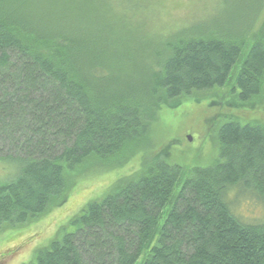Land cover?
Listing matches in <instances>:
<instances>
[{"label": "trees", "instance_id": "obj_1", "mask_svg": "<svg viewBox=\"0 0 264 264\" xmlns=\"http://www.w3.org/2000/svg\"><path fill=\"white\" fill-rule=\"evenodd\" d=\"M206 1L0 0V232L128 165L24 264H264V209L244 219L230 199L264 207V123L218 113L217 158L183 174L170 143L132 163L157 109L222 88L236 64L228 106L264 100V0L225 21ZM185 2L187 24L144 30Z\"/></svg>", "mask_w": 264, "mask_h": 264}, {"label": "rangeland", "instance_id": "obj_2", "mask_svg": "<svg viewBox=\"0 0 264 264\" xmlns=\"http://www.w3.org/2000/svg\"><path fill=\"white\" fill-rule=\"evenodd\" d=\"M249 2L250 0H221L218 12H220L219 14L224 21L226 18L230 20L235 18L236 15L238 16L240 10L238 8L249 6ZM191 13L190 4L187 2L182 6L168 5L166 10L159 12L162 19L158 21L153 19L152 22H148L144 30L156 31L158 28V30L165 32L170 28L185 25L189 22ZM207 15L204 14V17ZM122 39L130 43H140L144 38ZM146 40L145 44L148 47L154 45L153 38H146ZM239 67L240 64L234 66L230 73L231 77L222 88L199 94L198 99L196 96L187 98L176 107L162 106L157 109L155 119L152 120L151 126L145 135L147 138L140 143L135 142L133 144L135 156L132 158V163L135 165L138 162L142 151H148V155L151 154L152 156L159 148H163L170 143L168 147L169 155H162V158L166 159L169 156L167 161L182 167L183 174L195 166H208L217 158V147L214 141L216 127L213 130V121L216 120L221 123L224 120L223 116H216L218 113L227 114V111L242 121L264 123V100L257 104L258 107L255 105V109H235L228 106L231 100L228 95L229 88L234 84L233 79L239 71ZM130 162L129 160L128 164ZM127 167L124 166V169H120V171L112 170L96 175H86L87 178L81 180L82 185L79 184L80 187L78 185V191L75 188L71 192L70 198L60 207H54L40 218L23 224V226L20 225L17 228L0 232V264H24L29 262L38 248L45 246L50 239L57 238L58 234L61 233V228L67 225L69 219L88 201L99 197L114 177H117L119 172L121 173ZM7 171L10 173L11 167L0 161V180L6 177ZM180 185L181 182L175 185L173 196L179 191ZM249 194H241L240 197L232 195L230 199L233 208L244 219H260L263 216L264 207L260 204L261 201L258 202L254 198L250 199ZM140 261L141 258L136 264H140Z\"/></svg>", "mask_w": 264, "mask_h": 264}]
</instances>
